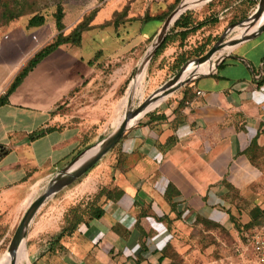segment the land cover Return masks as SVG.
<instances>
[{
  "label": "crops",
  "instance_id": "crops-1",
  "mask_svg": "<svg viewBox=\"0 0 264 264\" xmlns=\"http://www.w3.org/2000/svg\"><path fill=\"white\" fill-rule=\"evenodd\" d=\"M22 27L15 26L11 31L24 48L18 58L0 66V89L44 47L42 29H27L28 24ZM74 47L63 46L39 64L0 107V197L14 196L30 182L34 193L27 197L36 196L51 182L60 165L69 159L72 162L80 151L96 143L86 131L79 132L84 125L79 124V90L94 86L97 70L93 61H80L72 51ZM263 47L264 31L233 47L216 66L182 88L175 99H168L171 95L165 98L154 115L146 114L125 133L111 153L115 158L113 168L103 186L116 188L123 196L116 203L103 200L106 215L88 226L80 225L76 232L91 241L94 251L104 242L101 225L111 231L110 238H117L121 250L110 251L112 261H107L110 257L102 252V256L95 253L92 263L126 264L121 255L130 252L133 256L142 254L141 264H157L161 251L174 239L173 226L181 220L185 223L187 214L194 213L189 225L197 215L222 222L217 209L229 203L236 209L228 199L232 195L259 199L256 189L264 170L254 166L245 153L253 143L264 148V85L258 87L257 83L262 75ZM55 54L63 61L59 73L53 74L48 66L57 62ZM63 67L70 70L63 72ZM191 88L207 96H198ZM2 92L0 96L5 90ZM53 128L40 138L30 139L33 133ZM71 131H77L78 144L70 149L69 143L74 142V136L68 135ZM170 184L179 193L176 201L180 204L175 208L166 198ZM164 215L166 219L157 220ZM106 217L111 226L99 223ZM139 219L146 232H151L149 250L144 253L136 228ZM62 225L56 233L44 235L45 246L40 242L42 235L33 238L32 246L38 250L34 261L47 253L68 255L62 242L76 233L57 241ZM39 246L44 249L39 251ZM49 246L50 250L46 248ZM55 250L57 253H53Z\"/></svg>",
  "mask_w": 264,
  "mask_h": 264
},
{
  "label": "rangeland",
  "instance_id": "rangeland-1",
  "mask_svg": "<svg viewBox=\"0 0 264 264\" xmlns=\"http://www.w3.org/2000/svg\"><path fill=\"white\" fill-rule=\"evenodd\" d=\"M24 1L0 0V11L5 4L13 8H18L20 3L26 6L25 14L22 17L7 24H4L2 19L0 20V66L4 62H12L15 58H18L21 48H24V46L21 47L17 44L16 33L11 32L13 28L18 25H23L22 29L26 28L29 20L36 14L45 17V24L36 28L28 26L27 29H42L41 36H45L42 46L43 44L46 46L58 34L54 18L58 5L63 7L65 13V29L63 31L65 35L71 33L79 23L98 11L91 22L93 28L84 33L81 45L74 47L72 50L77 52L80 61L86 64H90L89 62L93 61L97 70V74L94 77V86L90 89L79 90V124L84 123V125L79 127V132L81 130L86 131L88 135L93 137V142L96 141L95 144L101 141V137L104 139L117 129L127 110L137 109L179 72L178 63L180 58L188 59L187 62L196 60L200 58L196 55L201 47L210 50L225 33L224 42H228L241 35L250 33L254 27V30L259 27V22H256L252 27H248L249 24H246L245 27H236L227 33L232 25L245 22L255 12L257 7L252 9V5L247 1L213 0L206 3L205 0H199L196 7L188 9L193 12V18L196 21H202L210 16H213V18L219 16V22L202 28L184 41L176 39L159 55L156 54L157 49L152 59L147 64H144L148 52L154 43L157 42L168 17L163 23L159 21L145 22L143 18L159 17L168 13L170 16L185 0H182L173 9L170 6L174 3V0ZM125 8L128 9L126 16L120 19L118 26L113 25L115 14L122 12ZM246 16L248 17L245 19ZM131 18H135V20L132 22L128 21ZM111 21L112 24L109 26H103ZM64 47L73 46L66 45ZM231 49L232 46H226L221 49L213 56L211 65L214 64L216 58L226 55ZM263 50L264 47L261 51L264 52ZM54 57L57 62H53L48 66L53 74L59 73L60 62L63 61H60L61 57L58 54H55ZM200 65L195 68V73L203 74L209 71L197 72L200 69ZM144 67H146V70L135 88L134 98L131 100L129 107L127 102L132 81ZM188 67L184 70L182 79L185 77ZM63 68V72L65 69L70 70L69 67ZM10 82L6 87H1L0 92H4V90L6 92ZM182 88L173 93L168 99H175L182 91ZM164 101L165 98L147 110V113L157 109ZM81 109H86V112L81 113ZM68 135L70 138L74 136L72 139L74 142L69 143L70 149L76 147L78 144L77 131H71ZM112 152H109L96 163L84 174L85 176L83 175L78 181L65 187L41 206L33 219L32 231L27 234L23 242L26 248V258L22 264H94L92 262L96 261L95 253L101 256L104 253L107 257H110L108 254L112 255L113 252L118 253L121 250V247L117 245V238H110L109 234H111V231L101 225L102 232L100 236L101 239H104V242L98 248L95 247L94 251L91 241L81 236L79 232L72 238L63 240V246L68 251L67 256L62 254V256L58 257L55 254L47 253L39 261H34V254L38 253V250L32 246L33 238L37 235H42L40 242L41 245H44L47 240L44 235L46 233H56L63 223L65 213H68L71 208L82 203L92 202L96 194L105 185L110 169L113 168L111 163L115 158L111 155ZM70 160L60 165V169L56 171L54 177L66 166L64 165L66 162H71ZM258 163L261 170H264V153L261 154ZM48 185L38 191L36 196L32 198L27 197L29 194L34 193L32 182L15 191L16 194L10 198L0 197V260L8 254L12 238L25 213L31 204L44 193ZM256 191L260 194L257 201L240 197L239 195L238 197L232 195L228 199L232 200L237 207L236 209H233L230 203L228 207L223 206V208L217 209L221 215L219 218L223 220L221 227H210L209 225L198 223L189 225L187 222L191 221L194 213L187 214L185 219L183 218L185 223L181 220L178 225L173 226L172 234L174 239L169 249L171 258H167L165 263L175 261V264H255L252 261L250 251L246 250V245H244V234L246 231H251L255 228L249 229V227L243 228V226L249 223L253 206L264 208V178L258 183ZM101 203H103V200ZM107 221L111 223L109 217L104 218L99 223L107 225ZM29 239L31 242H29ZM46 248L50 250V246ZM41 249H44V247H40L39 251ZM57 251L55 250L53 253H57ZM110 251L113 252L110 253ZM127 254L122 253L121 255L124 258V262L126 264H136L137 259H135V256L131 255L130 252H127ZM35 257H37V254ZM103 257L105 256L103 255ZM110 260L112 261L113 259L110 257L107 261ZM98 263L96 262L95 264Z\"/></svg>",
  "mask_w": 264,
  "mask_h": 264
},
{
  "label": "trees",
  "instance_id": "trees-1",
  "mask_svg": "<svg viewBox=\"0 0 264 264\" xmlns=\"http://www.w3.org/2000/svg\"><path fill=\"white\" fill-rule=\"evenodd\" d=\"M22 1L25 2L24 0H22ZM181 1L182 0H174V3L170 6V8L173 9L175 6H178L181 3ZM240 1H243V0H240ZM244 1H247L250 5H252L251 6L252 9L257 7L259 2H260V0H244ZM18 6H19L18 8L17 7L13 8V7H10L7 4H5L3 9H1V11H0V20L2 19L4 24H7V23L12 22L13 20L18 19L19 17H22L25 14L24 12H25L26 6L22 5L21 3ZM127 10L128 9L125 8L122 12H117L115 14L114 21L112 20L113 25L118 26L120 19L124 18L123 16H126ZM97 12L98 11L94 12L92 15H90L89 17L84 19L81 23H79L72 30L71 33H69L68 35H65L63 32L65 29V24H64L65 13H64L63 7L61 5H58L57 11L54 14L56 29L58 31L57 36L55 37V39L51 43L44 46L37 53H35L33 55V57H31L29 59V61L26 63V65L19 71V73L15 76V78L13 79V81L11 82L9 87L7 88L6 92L0 96V107L8 103L10 95L20 86V84L23 82V80L39 64H41L43 61H45L54 52H56L61 47L66 46V45L80 46L82 43V40H83L84 33L93 28V26H91V22L94 20ZM248 16H246L245 19ZM167 17H169V13L163 14L159 17H144L143 20L145 22L159 21L160 23H163V22H165ZM218 17L219 16H215L213 18V16H210L209 18H206L202 21H196L193 18V12L188 10L183 15H181L180 18L175 23H173L170 26L168 33H167L164 41L162 42V44L158 47L156 54L159 55L164 49H166V47L169 44L174 42L176 39H180V40L184 41L190 35L197 33L202 28H204L208 25L214 24V23H218L219 22ZM133 20H135V18L128 19V21H130V22H132ZM112 21L104 24L103 26H109L110 24H112ZM45 22H46V19L43 15L36 14L35 16H33L29 20L28 26L30 28L41 27L45 24ZM208 51H209V49L206 50L205 47H201V49H199V52L197 53L196 56L197 57L204 56L205 54L208 53ZM187 61H188V59H185L183 57L180 58L179 63H178V66H179L178 69L181 70L182 66ZM261 72H262V75H261L260 79L257 81L258 87H261L264 85V63H263ZM189 84H187L186 86H188ZM155 112L156 111L154 110V111L147 113L146 117L154 115ZM161 119H162V117H161ZM53 130H54V128L41 130L37 133H33L31 135L30 139L35 140V139L40 138V137L44 136L45 134H47ZM124 136H125V134H124ZM124 136L122 137V139L118 142V144L110 152H112L117 146H119V144L122 143ZM100 139L102 140L103 137H101ZM88 148L89 147L80 151L79 154L75 158H77L83 151L87 150ZM263 153H264V148H260L259 146L256 145V143H253L251 148L248 149L245 154L249 157V159L251 160V162L253 163L254 166L259 167L261 169L258 161H259L261 154H263ZM261 173H262V171H261ZM78 180L79 179H77L76 181H78ZM122 196H123V192L116 189V188L110 189L107 187H103L96 194V196L94 197V199L92 200L91 203L90 202L87 204L82 203V204H79L78 206L71 208V210H69V212L65 213V215H64V224L62 225V228L56 237L57 241H60L65 237H72L78 231L80 225L85 224L88 226L91 222L99 221L101 218H103L106 215V210L102 207V203H101L102 200L111 201V202L116 203L122 198ZM178 196H179L178 191L176 190V188L172 184H170L166 190V198L168 201L171 202V204L174 208L176 207L177 204H180V203H177V201H176V198ZM144 216H145L144 214L141 215V218H143ZM164 219H166L165 215L161 218H157L158 221H162ZM194 223L195 224L198 223V224H203V225H209L210 227H212V226L221 227L222 226L221 225L222 223L220 221L214 220L212 218L208 219V218L203 217L201 215L196 216ZM263 224H264V208H261L260 206H253L252 211L250 213V221H249V223L244 225L243 228H248V227H249V229L258 228V227H261ZM136 228L140 231V234H141V236H140L141 252L142 253H144L146 251L148 252L149 246H148L147 241L151 236V232H146V230L141 225L140 219L136 223ZM171 245H172V242H169L167 247L161 251L162 255L159 257L157 264H166L165 260L167 258H171V255H169V253H170L169 249H170ZM157 253H158V251L154 252V254H157ZM135 259H137L136 264H141L144 260V258H142V254L135 256ZM167 264H175V261H172V262L167 263Z\"/></svg>",
  "mask_w": 264,
  "mask_h": 264
},
{
  "label": "water",
  "instance_id": "water-1",
  "mask_svg": "<svg viewBox=\"0 0 264 264\" xmlns=\"http://www.w3.org/2000/svg\"><path fill=\"white\" fill-rule=\"evenodd\" d=\"M213 0H206V3H209ZM183 6V3H181L178 8L168 17L166 22L164 23V26L159 34V38L156 43L152 46L151 50L148 52L146 59L144 61V64H147L153 57L155 51L158 49V47L162 44L164 41L167 32L171 26V20L174 16V14L180 10V8ZM188 11V10H187ZM185 11V12H187ZM185 12H183L181 15H183ZM264 13V0H260L255 12L247 18L245 22H241L235 25H232L228 31L234 30L236 27H245L246 24H249L248 27L253 26L263 15ZM180 15V16H181ZM180 16L175 20V22L180 18ZM174 22V23H175ZM264 31V23H262L255 31L246 33L240 38L232 39L228 42H224V38L226 33L220 38L218 43L213 46L207 54L204 56L187 62L179 71L177 75H175L167 84H165L163 87H161L158 91L153 93L145 102H143L137 109L135 110H127L122 122L117 127V129L110 134L108 137L102 139L99 143L95 144L94 146L89 147L87 150L83 151L77 158H75L71 163H69L66 167H64L62 170H60L57 175L51 180L48 187L44 191V193L38 197L29 207L27 212L25 213L23 219L21 220L13 238L9 246V251L14 252L20 245L22 241H25L29 227L35 218V215L41 208V206L50 198L54 197L57 193H59L61 190H63L65 187L69 186L73 182H75L77 179H79L81 176H83L85 173H87L96 163H98L103 157H105L122 139L124 134L133 126L129 125V123L135 119L142 111H144L151 103L155 102L158 98H167L182 87L186 86L190 83V81L204 75V74H198L194 73L192 77H190L188 80H182V74L186 67L192 63L196 62L197 64H202L206 61L212 60L213 56L218 53L221 49H223L226 45L235 47L240 43H243L245 41L251 40L253 38H256L258 35H260ZM225 55L220 57L214 66L217 65L219 61H221L224 58ZM206 74V73H205ZM131 100L129 101L128 106L130 107ZM147 114V113H146ZM145 114V115H146ZM144 115V116H145ZM143 116V117H144ZM141 119V118H140ZM139 119V120H140ZM138 120V121H139ZM137 121V122H138ZM136 122V123H137ZM94 150V151H93ZM92 151L91 156H89L87 159L85 156L88 154V152Z\"/></svg>",
  "mask_w": 264,
  "mask_h": 264
},
{
  "label": "bare ground",
  "instance_id": "bare-ground-1",
  "mask_svg": "<svg viewBox=\"0 0 264 264\" xmlns=\"http://www.w3.org/2000/svg\"><path fill=\"white\" fill-rule=\"evenodd\" d=\"M199 0H185L183 2V6L180 8V10H178L171 22H175V20L183 13L185 12L186 10L188 9H191V8H194L196 7L197 3H198ZM206 1V0H205ZM201 2V1H200ZM259 22L258 25L260 26L262 23H264V13L263 15L260 17V19L257 21ZM171 23V24H172ZM258 25H256L258 27ZM252 27V26H251ZM255 28V27H254ZM254 28L251 30V32L255 31ZM243 36V35H241ZM240 36V37H241ZM240 37H237V38H240ZM228 46V45H226ZM225 46V47H226ZM233 48V47H232ZM216 58V57H214ZM220 57L216 58V61L215 63L217 62V60L219 59ZM214 63V64H215ZM214 64L211 65V60L209 61H206L204 63H202L201 65L200 64H197L196 62H193L187 69L186 71V75L185 77L182 79V80H188L190 77H192L194 75V70L195 68H197L199 65H200V69L199 71L197 72H205L206 70H209V68H211ZM146 70V67H144V69L135 77V79L132 81L133 83L131 84V91L128 95V102H127V105L129 104V101L132 100L134 98V93H135V88L137 87L139 81L141 80V77L143 76V73L145 72ZM164 98H158L155 102L151 103L144 111H142L135 119H133L129 125H134L140 118H142L146 113H147V110H149L150 108L154 107L155 105H157L159 102H161ZM146 111V112H145ZM120 125V124H119ZM118 125V126H119ZM94 151V150H93ZM92 154V151L88 152V154L85 156V158L87 159L89 156H91ZM23 242L22 241L19 245V247L14 251V252H10L8 251V254L2 259L0 260V264H22L23 263V260L26 258V248L25 246L23 245Z\"/></svg>",
  "mask_w": 264,
  "mask_h": 264
},
{
  "label": "built area",
  "instance_id": "built-area-1",
  "mask_svg": "<svg viewBox=\"0 0 264 264\" xmlns=\"http://www.w3.org/2000/svg\"><path fill=\"white\" fill-rule=\"evenodd\" d=\"M191 91H195L198 96H207L205 92L196 91L194 88H191ZM244 245H246V250L250 251L255 264H264V224L251 231H246Z\"/></svg>",
  "mask_w": 264,
  "mask_h": 264
}]
</instances>
